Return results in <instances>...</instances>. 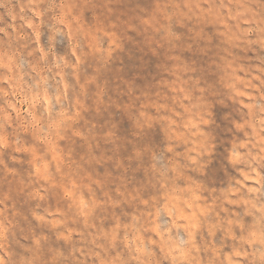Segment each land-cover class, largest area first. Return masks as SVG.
Returning a JSON list of instances; mask_svg holds the SVG:
<instances>
[{
    "label": "clouds",
    "instance_id": "1",
    "mask_svg": "<svg viewBox=\"0 0 264 264\" xmlns=\"http://www.w3.org/2000/svg\"><path fill=\"white\" fill-rule=\"evenodd\" d=\"M0 264H264V0H0Z\"/></svg>",
    "mask_w": 264,
    "mask_h": 264
}]
</instances>
